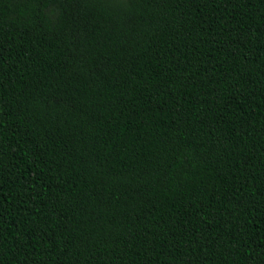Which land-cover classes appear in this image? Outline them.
<instances>
[{
	"label": "trees",
	"instance_id": "obj_1",
	"mask_svg": "<svg viewBox=\"0 0 264 264\" xmlns=\"http://www.w3.org/2000/svg\"><path fill=\"white\" fill-rule=\"evenodd\" d=\"M0 264H264V0H0Z\"/></svg>",
	"mask_w": 264,
	"mask_h": 264
}]
</instances>
